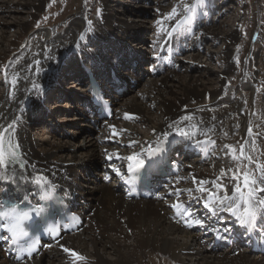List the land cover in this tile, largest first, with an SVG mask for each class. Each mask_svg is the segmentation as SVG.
<instances>
[{"label":"bare ground","instance_id":"6f19581e","mask_svg":"<svg viewBox=\"0 0 264 264\" xmlns=\"http://www.w3.org/2000/svg\"><path fill=\"white\" fill-rule=\"evenodd\" d=\"M100 1L98 17L86 16L89 7L80 6L66 20L61 31L54 28L34 31L31 25L40 17L48 0H0V16L6 13L20 15L26 11L25 18L16 24L0 25V64L6 63V68L1 70L0 131L11 126L6 134L11 133L19 140L27 163L25 170L17 173L18 176L5 187L13 188L17 184V188L23 190L22 186L27 188L29 183L24 180L45 176L61 190L67 189L74 194L77 214L89 218L77 234L66 236L57 246H50L33 264H264V254L251 257V249L231 245L221 250L214 246L207 236L204 238L194 232L193 228L200 224L191 228V221H176L173 211L175 207L191 205L192 213L203 222V227L215 224L234 228L237 224L235 215L242 216L244 212L239 199L233 203L237 196L233 188L237 184L243 187V177L239 181L232 179L239 162L254 168L256 176L248 175L258 181L257 188L264 184L263 156L259 154L264 151V106L259 103L260 95L264 94V57L257 60L252 70H245L239 84L232 88L223 87L228 73L233 70L231 64L227 73H213L220 88L210 89L208 69L198 61L201 53L196 51L193 41L199 48V40L221 38L231 44L233 36L219 37L209 32L208 21L199 25V17L203 16L201 13L205 8H209V0H202L199 5L190 3L188 6L194 11L185 12L179 20H176L177 15L168 19L170 10L162 9L161 1L154 0L158 6L157 17L152 22L146 20L144 25L125 21L114 9L113 14H109L107 1ZM61 6L58 13L70 8V2L61 1ZM127 13L126 9L121 11L123 15ZM189 16L190 22L184 24ZM12 25L15 33L9 41L6 31ZM154 25H159V29L148 39L149 47H152L149 53L156 56L166 41L159 54L161 58L169 49L183 54L174 58L172 67L161 65L157 70L151 67L155 64L153 60L144 70L141 69L146 59L144 53L136 51L130 59L123 53L130 40L134 42L133 47L141 48L146 31L153 30ZM255 36L264 42V28H260ZM229 51L227 46L225 54ZM77 53L83 63L91 64L98 74L99 68L107 70L111 67L128 85L126 94L113 97V118L99 122L97 130L85 121L88 118L80 107L88 97L85 88L88 79L80 68ZM110 54L123 57L113 61ZM184 55H189L188 60L182 58ZM67 58L71 59L68 63ZM123 61H128V68ZM251 61L254 56H250L247 63L250 65ZM133 64H136L135 69ZM191 69L196 70L198 76H191ZM54 79V84L60 87L54 85L48 93L45 83ZM70 80H78L75 89L80 94L64 91L63 83ZM130 80L139 86L131 89ZM56 94L65 97L64 107L68 105L66 102L69 107L74 106L75 116L79 118L76 125L86 133L78 143L60 136L61 127L65 126L50 124L53 116L40 106L41 100L45 105ZM125 114L134 118L126 119ZM59 119L65 123L76 117L69 118L64 114ZM31 121H38L37 128H41L38 132L51 127L59 136H52L50 140L31 137L27 134ZM71 133L78 135L80 132ZM178 138L181 149L177 147L174 153L180 154L181 170L165 185L162 198L140 200L139 204L125 201L116 184L107 186L99 181L114 167L121 170V165L135 162L155 145ZM236 139H240L236 146L239 159L233 152ZM196 144L202 149V155H211L209 160L201 159L202 156L188 159L183 154L184 146ZM241 148L244 149L243 156ZM76 149L80 151L73 154ZM130 156L135 159L128 160ZM221 170L225 172L222 174ZM217 185L227 189L229 200L224 205L216 202L225 195ZM256 195L258 199H264V192ZM229 206L233 207L235 215L229 211ZM256 220L264 222V212L258 214ZM70 252H75L81 259H76ZM0 264L19 263L7 260L0 252Z\"/></svg>","mask_w":264,"mask_h":264},{"label":"rangeland","instance_id":"374dc122","mask_svg":"<svg viewBox=\"0 0 264 264\" xmlns=\"http://www.w3.org/2000/svg\"><path fill=\"white\" fill-rule=\"evenodd\" d=\"M13 1L17 2V0H13ZM57 1L58 0H48L44 9L40 13V17H38L36 19V22L33 25H31V30H34V31H40V30L44 31L45 30L46 31L47 28H54L55 31L56 30L61 31V29L63 28V24L66 22V20L69 19L72 15H74L80 6L89 7L87 9L88 11L86 13V16L90 18L98 17L101 14V5H100L101 1L100 0H67L68 2H70V8L67 7L68 11L66 8L65 9L66 12H64L65 11L64 10L59 13H58V9L61 6V1H66V0H60V2H58L59 4L57 3ZM106 1H107L106 6L107 7L109 6L108 8H106V10L109 14H113L112 9H114L115 11H118V15L121 18H123L125 21L129 23L144 25L146 20L148 22H152L157 17L158 6H155L154 0H117V1L106 0ZM160 1H161L162 9H165L168 11L170 10L169 12L172 11V8L177 9L176 15L178 17L176 18V20L180 16L182 15L184 16L185 5L188 6L190 3L193 5L196 4V0H160ZM209 3L210 5H212L210 8L212 12L210 14L209 20H207L208 23L206 20L202 18L200 19V23L198 21L199 25L201 23H207L206 26L208 27H206L205 25L204 27L208 28L209 32L212 31L215 34H217L219 37H222L224 35L233 36V41L231 42V44H228L221 38H218L215 40L212 38H205V39H202V41L200 40L197 41V44L200 43L199 44L200 46L198 45L199 48L195 47L196 41H193V46L195 49H197L196 51L201 53L198 61L201 62L203 65H205L208 69L207 72H209L210 80H211V82L209 83L211 86L210 89L214 87L217 89L220 88V85L217 84L216 76L213 73H220V74L227 73L230 64L233 67V70H231L228 73V79L223 82L224 84L223 87L232 88L239 84L241 78L244 77L243 72L245 70H252L255 64L257 63V60H259L260 57H264V42L259 41L257 37L255 36L256 32L258 33V30L260 28L261 29L264 28V0H209ZM62 7L63 6H61V8ZM123 9L128 10V13L124 15L121 14V11ZM25 14H26V11H24L20 15L19 14L16 15V13L15 14H7V13L3 14L0 16V25L6 24V22H12V24H16L17 22L25 18ZM210 25L212 26L214 25V26L209 28ZM153 28H154L153 30L148 29L146 31L145 33L146 36H144L145 41H143L141 48L133 47L132 44H134V42H132L133 40H130L126 43L127 44L126 52L123 53V54H126L125 56L128 57L129 59L131 55H135L137 53L136 51H141L142 53H144L146 59L143 60L142 67H141V69H144V70H147V67L149 65H152L150 64L151 61H149L150 57H152V54L149 53L152 50V47L151 46L149 47L150 45L149 37L151 35L152 36L155 35L157 30L159 29V25L157 26L154 25ZM6 32H7L6 36L8 37V40L9 41L12 40L13 35H14L13 33H15L14 25H12L10 29H7ZM21 40L23 41L24 37L20 38V41ZM115 40H118V38L116 37ZM146 40H147V43H145ZM227 46H229L230 51L226 55L225 51H226ZM252 52H254L255 54L252 55L251 54ZM187 53H189V50ZM181 54L183 53H179L178 56H181ZM110 56H113L114 58L113 61H118V59H122L123 57L122 55H118V54H110ZM186 56L187 55H184L182 58H184V60L185 59L188 60L189 55L187 57ZM250 56H254V61H251L249 65L247 63V60H249ZM184 60L183 62L185 63ZM70 61L71 59H68V58L66 59L67 63ZM173 61H175V59ZM123 63L128 68L129 66L128 61H123ZM86 64L89 65L88 62H86ZM174 64L175 62L173 63V65ZM5 68H6V63L5 62L1 63L0 64V93L3 89V86H2L3 76L1 75V70ZM99 69L103 73L104 69L103 68H99ZM94 70L96 71L95 68ZM191 71H192L191 76L192 75L198 76V74H196L197 73L196 70L191 69ZM107 74H108V69L104 71V75L107 76ZM209 75L205 77L208 78ZM61 76H59V79ZM54 83H55V79L51 81V83L50 82L45 83L46 85L48 84L47 86H44L46 91L49 90L48 93L50 92L51 89H53L54 85L58 86ZM78 84H79L78 80H74V81L70 80V82L63 83L64 91H66V93L68 94L70 93L74 95L80 94L79 91L75 89L76 86L78 87ZM131 86H132L131 89H134L135 87L139 85H137L136 82L135 83L133 82ZM260 97H261V100L259 101V103H261V105L264 106V94L260 95ZM64 101H65L64 96L60 94H56V96H54L53 98H50V100L47 101L45 105H43L44 101L41 100L40 106L44 109L45 112H47V114H49L50 116L51 115L53 116L52 122H49L50 124L53 123V124H56L57 126L61 124L60 126L62 125L65 126V128L61 127L63 131L60 136H65L67 138H70L71 139L70 141H73V143H78L80 141V138L86 133L84 134L83 133L84 131H82V128L80 129L78 125H76V123L79 124V121H78L79 118L75 116L76 113L75 111H73L74 106L69 107L68 106L69 103L66 102L68 105L64 107ZM64 114H66L67 117L69 118L76 117V119L74 121L63 123L62 121H60L59 117H61V115H64ZM31 118L33 119V117ZM31 122L32 123L29 124V128L27 131V134H29L31 137L38 138L39 136H41V137H46L47 139L50 140L54 136L55 137L59 136L56 129H53L51 127L42 128L43 129L42 133L38 132V130L41 129V128H37L39 125L38 121H31ZM84 123H87V122H84ZM71 131L80 132V133L78 135L77 134L73 135ZM239 141L240 139L235 140V144H234L235 147L233 148L235 150L233 152L236 154V157L238 159H239L238 147L236 146ZM79 151H80L79 149H76L73 152V154H77ZM259 154L263 156L262 162L264 163V151H261ZM253 169H254L253 167L248 166L246 163L239 162L234 174L240 178L237 179L236 181H239L241 177H243L242 174L251 173L254 176H256V173H254ZM97 172H98V169H96V173ZM109 184L111 183H107L105 185L108 186Z\"/></svg>","mask_w":264,"mask_h":264},{"label":"snow or ice","instance_id":"6c2138e0","mask_svg":"<svg viewBox=\"0 0 264 264\" xmlns=\"http://www.w3.org/2000/svg\"><path fill=\"white\" fill-rule=\"evenodd\" d=\"M202 0H196V3L199 4L201 3ZM194 9L192 7H189L185 5V12L186 13H191L193 12ZM176 15V9L173 8L171 13L168 15V19H172ZM191 20V17L189 16L185 21H183L184 24L189 23ZM158 24H161V21H157ZM83 38V37H82ZM126 119H132L134 117L130 116L129 114H125ZM11 130V126L8 128L0 131V167H6L5 165V160H4V150H3V139H4V134H6L8 131ZM115 134V133H113ZM226 148H231L232 146L230 145H225ZM240 153L243 156L244 154V149H240ZM14 155V152L11 153ZM128 160H133L135 157L130 156L127 158ZM250 159V158H249ZM222 174L225 172V170H221ZM119 174V173H118ZM243 175V187H241L240 184L235 185L233 188V191L237 194V196L233 199V203L235 202V199H239L241 203L244 206V212L242 216H239L238 219L243 227L247 230L249 226H252L254 224V221L256 220L258 214L261 212H264V199H258L256 193L257 192H264V184H262L259 188L256 187L258 181L251 179V177L248 174H242ZM240 177L237 175L233 174L232 179L237 180ZM217 187L221 188L222 191L225 192V195L223 197H220L216 202L219 203L220 205H224L226 201L229 200V197L227 195V189H224L222 185H217ZM212 195H215L214 193ZM39 211L37 214H39ZM229 211L235 215V211L232 206H229ZM29 217L28 213H23L19 214L16 212L15 209H12L9 212H4L3 214H0V219L8 220L11 219L12 223L6 225L7 231L15 235L16 231L19 227V222L23 219H26ZM200 226H203V223L200 221H197ZM66 252H69L68 249H64ZM30 255V252L28 253ZM70 255L76 257V259H81L78 254L75 252H70Z\"/></svg>","mask_w":264,"mask_h":264}]
</instances>
